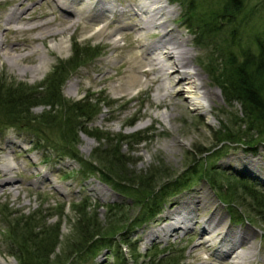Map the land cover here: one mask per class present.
Returning <instances> with one entry per match:
<instances>
[{
    "label": "rangeland",
    "instance_id": "1",
    "mask_svg": "<svg viewBox=\"0 0 264 264\" xmlns=\"http://www.w3.org/2000/svg\"><path fill=\"white\" fill-rule=\"evenodd\" d=\"M69 1L62 0V3L69 6ZM103 1H111L126 12L119 15L104 11L103 3L97 4L98 0L80 2L75 6L76 12L73 15L59 10L51 0H0V38L4 39L3 48L11 54H16L14 49L27 53L31 48H38L48 61L45 68L35 74H20V69H28L37 63V52L31 56L32 63L18 64L0 52V86L16 88L24 85L30 87L26 92H32L34 88L44 84L53 69L61 64L66 75L61 88L62 99L73 102L85 95L91 96L88 106L93 105L94 110L86 124V131L94 136H103L101 141H97L89 134L76 132L77 129L73 143L72 136H64L60 132L61 126L59 129L48 130L29 119H20L21 124L31 127L28 128L16 124L17 121L9 118L8 114L0 112V165L8 162L16 166L10 174L15 180L16 188L0 192V264H17L11 254H17V246L9 232L12 227L19 229L23 226L28 229L34 227V232L42 233L44 238L49 233H58L48 264H116L115 258L109 256L110 251L104 248L89 251L87 248L78 254L71 253L78 225L77 212L72 206L82 203L90 205L86 211L101 226L102 232H123L130 229L128 238L137 261L131 260L126 245L121 243L122 252L128 259L127 264H146L151 259L167 262L176 257L180 259L178 264H224L225 250L222 247L220 249L217 242L214 243L216 238L211 239L208 248H197L196 228L190 231L179 230L172 235L163 230L159 237H149V233L167 228L169 221H164L163 216L174 203L194 199L202 194H206L212 202V208L224 216L231 231L252 233L255 256L251 264H264V218L250 211V199L239 191L238 200L235 199L228 208L220 201L211 185L193 176L190 181L194 179L197 182L192 183V187L165 199L160 213L153 221L137 225L144 212L135 203V192L127 191L132 189V183L119 184L116 178L120 176L112 170L109 171V180L105 181L97 171L87 173L85 167L88 165L83 167L78 159L58 155L70 149L59 148L70 145L72 152L80 160L90 162L94 159L92 154L95 149H105V145L110 144L107 139L113 145L122 139L119 152L125 161L124 172L130 178L135 177L131 181L159 170L152 184L163 186L181 175L184 176L193 166L197 169L201 166H213L223 177H228L227 180L234 177L243 179L264 190V175H258L247 168H244V172L242 167L245 166L237 160L238 157L254 156L260 163L251 168L261 170V166L264 167L263 145L257 144L251 150H246L247 145L219 143L216 140V133L222 125L237 130L241 117L240 108L236 103L229 105L224 101L220 87L209 76L208 64L211 62L219 65L221 53L213 52L215 44L214 47L212 44L205 46L204 41L208 40L199 41L197 29H187L188 22L185 21L186 24L183 20V6L171 0H163V4L174 11L169 16L170 27L179 36L186 38V47L193 53L192 65L200 71L206 86L214 91V99L212 102L205 101V105L196 109L189 105L182 107L180 104L184 103V99L173 97L172 115L165 117L169 110L156 106V97L160 91L157 83L150 79L154 75L149 78L144 74L149 68L146 65V44L157 40L160 35L147 36L144 31L133 27L135 24L138 26L139 18L133 15L131 8L140 0ZM217 1L219 0H210L211 7H215ZM249 5L254 7L255 12L253 16L247 17L245 43L249 42L256 28L264 25V0H249ZM11 9L18 13L24 12L25 15L48 12L43 21L52 20L54 26L66 29L62 34L44 41H14L16 38H33L37 36V31L23 35L9 32L7 28L28 27L32 24L17 21L4 25L2 21ZM72 18L77 20L75 26L71 22ZM61 41L64 44L56 47ZM142 44L145 46L142 47ZM77 57L78 61L74 64ZM132 77L136 80L130 83ZM53 109V113L59 114L61 118L65 113H72L68 110L65 112L59 104L54 105ZM47 110V107L37 106L30 110L28 116L37 121ZM35 129L41 133L34 131ZM242 130L240 128V132ZM252 137L255 139L254 135ZM8 142L12 144L6 146ZM17 145H21L25 152L20 154ZM50 145L60 151L51 150ZM200 150H206V153L199 155ZM228 161L233 167L226 164ZM94 166L99 165L97 163ZM41 173H47L51 183L37 182ZM158 188L155 195L160 197L163 190ZM111 205L116 208L109 209ZM210 211L204 214L205 217L209 216ZM132 223L136 226L133 227ZM114 238L117 242L118 238ZM114 248L113 246L112 251Z\"/></svg>",
    "mask_w": 264,
    "mask_h": 264
},
{
    "label": "trees",
    "instance_id": "2",
    "mask_svg": "<svg viewBox=\"0 0 264 264\" xmlns=\"http://www.w3.org/2000/svg\"><path fill=\"white\" fill-rule=\"evenodd\" d=\"M171 1L180 3L183 6V20L184 22H188V24L185 22L187 29L193 27L197 29L198 40H208L204 41V45L212 44L214 47L215 44L216 47L213 48V52L217 51L221 53L222 60L219 65L208 62L207 69L210 74L209 76L220 87L224 101L229 105L236 103L240 108L241 117L237 124V130L235 131L228 126L222 125L216 133V140L219 143H241L248 146L246 150H251L250 148L257 144H261L264 147V25L256 28L248 43H245L244 35L247 17L253 16L255 12L254 7H250L249 0H219L215 4V7H211L210 0ZM260 11L261 9L258 10L257 15ZM216 39L217 41L215 42ZM77 61L78 57L75 58L74 64ZM61 66L60 64L53 69L45 83L39 87L41 89L34 88L35 90L32 92H26L25 90L30 87L27 88L24 85L17 86L16 88L0 86V112H3L4 115L8 114L9 118L17 121L16 124L24 127L28 126L21 124L19 122L20 119L26 121L29 119V121L37 123V125L44 129L46 127L48 130L52 128L59 129V126H61L60 132L64 133V136H72L71 142L75 143L74 137L77 129L78 131L76 132L89 134L86 131V124L89 123V118L93 116V105L88 106L90 104L89 99L92 97L85 95L80 100L73 102L62 99L61 88L66 81V75ZM56 104H59V107L63 108L65 112L68 110L72 113H65V116L63 114L62 118L59 117V114L53 113V106ZM37 106L47 107L48 110L36 121L35 118H30L28 113L32 108ZM235 121L233 120V122ZM240 128H243L241 132ZM34 131L41 133L37 129ZM89 135L96 138L97 141L103 139V136ZM253 135L255 139L252 137ZM106 141H109L107 143L110 144H106L105 149H95L92 154V158L94 159L90 162L84 163L80 160L76 153L72 152L70 145H66V147L64 145V148H59L62 150L69 149L70 147L69 150L60 152L61 154L58 155L78 159L83 167L88 165V167H85L87 173L97 171L98 175L105 181L109 180L108 176L111 174L109 171L112 170L120 176V178H116L119 180V184L123 182L132 183L134 188L131 187L132 189H128L127 191L132 190L133 193L135 192L133 194L135 203L141 206V210L144 212L137 225L153 221L160 213L165 199L177 196L182 191L192 187V183L197 182L194 179L190 181L193 176H197L198 180H204L211 185L214 191L218 193L220 201L227 207L233 204L235 199L238 200L237 193L239 191L250 199V211L255 213L256 216L264 218V190L249 181L235 177L227 180L228 177H223V175L213 169V166L209 168L208 166H201L199 169L193 166L186 171L187 173L184 176L181 175L173 182L163 186L152 184L159 170H156V173L138 176L135 180L131 181V178L135 177L130 178L124 172L125 165L123 162L125 161H123L119 152V145L123 140L116 141L114 145L110 142V139ZM49 148L58 152L60 151L53 145H50ZM205 153L206 150L198 151L199 155ZM251 154L253 153L251 152ZM97 163L99 166L95 167L94 164L97 165ZM156 188L163 190L160 197L155 195ZM113 207L115 206L111 205L109 209ZM72 208L77 212L78 225L75 231L76 241L70 249L71 253L78 254L84 252L87 248L88 251L104 248L110 251L109 256L115 258L116 264H127L128 259L120 247V244L123 243L126 245L131 260L137 261L134 256L135 250L131 248V240L128 238L130 229H126L123 232L121 230L117 232H102L101 226L86 211L90 208L89 204H75ZM135 226L136 224H133V227ZM34 231V227L28 229L27 226L20 227L19 229L12 227L10 229L9 233L12 234V238L15 240L17 246V254H11L15 257L17 264L49 263L50 255L54 252V247L57 243L55 240L58 238V233L52 235L49 233L50 236L48 235L47 238H44L42 237V233L38 234ZM115 236L118 238L117 242L115 241ZM113 246L115 248L112 251ZM160 260L151 259L147 263L178 264L180 261L179 257H176L174 260L171 258L167 262H165L166 260L160 262Z\"/></svg>",
    "mask_w": 264,
    "mask_h": 264
},
{
    "label": "bare ground",
    "instance_id": "3",
    "mask_svg": "<svg viewBox=\"0 0 264 264\" xmlns=\"http://www.w3.org/2000/svg\"><path fill=\"white\" fill-rule=\"evenodd\" d=\"M82 1L89 0H70V5H64L62 0H51L52 3L61 11H66L73 15L76 12L75 6ZM103 3L102 9L107 12L118 13L119 15L126 12L124 9L116 7L111 1L104 2L98 0V3ZM136 8V9H135ZM133 15L138 16L139 24H135L133 27L144 31L147 36L160 35L159 38L153 42L146 44L145 53L147 55L146 65L149 66L144 71L146 77L154 75L152 79L156 82L160 93L156 97V106H163L169 110L165 117H171L173 107L171 106V99L173 97L179 99L182 97L184 103L180 104L182 107L185 105L198 108L205 105V101L212 102L214 99V91L208 88L200 74V71L193 65V53L191 49L186 47V38L179 36L177 32L169 25V16L173 14V9L168 8L163 4V0H144L137 2L134 7L131 8ZM48 15V12H44L38 15H25L24 12L18 13L15 9H11L3 19L4 25H9L13 22H23L26 24L32 23L28 27L15 26L7 28L9 32L15 35H23L25 33L37 31V36L33 38H16L14 41H44L45 39L55 37L62 34L66 28H60L52 24V20H44ZM77 21V20H76ZM76 21L72 18L71 22L76 25ZM4 39L0 38V52L4 57L12 59L13 63H32L31 56L37 52V63L30 68L20 69V74L30 72L35 74L38 71L43 70L48 64V61L43 58L38 48H31L27 53H20L21 49H14L16 54H11L6 48H3ZM64 44L61 41L56 47H61ZM145 44H142V47ZM133 83L136 79L132 77ZM131 85V84H130ZM175 139V138H174ZM174 141L171 142L173 144ZM12 144L11 142L6 143ZM19 153L25 152L21 145H17ZM2 149H4L2 147ZM252 155V154H251ZM249 155V156H251ZM240 163L245 166L244 168L249 171L263 176L264 167L261 166V170L257 167L251 168L253 165L258 166L260 161L251 157H238ZM226 164L233 167L230 161ZM16 166L8 162L0 165V192L11 191L15 189V180L10 175ZM37 182L51 183L47 177V173H41ZM210 214L205 217V213ZM202 215V216H201ZM164 221L168 219L169 224L166 229L161 228L155 232L149 233V237L157 238L159 233L166 230L170 235L177 234L179 230H193L197 229L195 235L198 236L197 248L204 250L210 246L212 238H216L214 243H218L220 249L225 250L223 259L224 264H251L254 261V243L252 233L244 231L234 233L229 229L225 223L224 216L219 214L216 209L212 208V202L206 194L195 197L194 199H185L178 203H174L173 207L166 211L163 216ZM213 244V243H212ZM222 247V248H221ZM259 264V262L255 263Z\"/></svg>",
    "mask_w": 264,
    "mask_h": 264
}]
</instances>
